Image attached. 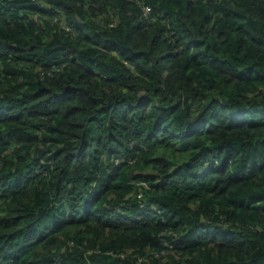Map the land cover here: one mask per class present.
<instances>
[{"label": "trees", "instance_id": "obj_1", "mask_svg": "<svg viewBox=\"0 0 264 264\" xmlns=\"http://www.w3.org/2000/svg\"><path fill=\"white\" fill-rule=\"evenodd\" d=\"M0 264H264V0H0Z\"/></svg>", "mask_w": 264, "mask_h": 264}]
</instances>
